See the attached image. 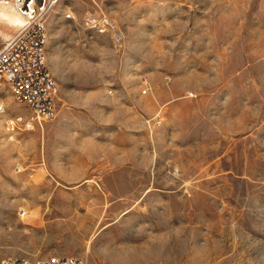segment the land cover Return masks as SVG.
<instances>
[{
  "label": "rangeland",
  "instance_id": "obj_1",
  "mask_svg": "<svg viewBox=\"0 0 264 264\" xmlns=\"http://www.w3.org/2000/svg\"><path fill=\"white\" fill-rule=\"evenodd\" d=\"M118 1L71 27L66 0H0V44L43 13L57 84L54 116L28 129L8 127L32 114L0 84V260L264 264V0ZM79 51L91 61L68 63ZM102 86L147 105L150 146L122 167L135 171L58 176L57 95Z\"/></svg>",
  "mask_w": 264,
  "mask_h": 264
},
{
  "label": "crops",
  "instance_id": "obj_2",
  "mask_svg": "<svg viewBox=\"0 0 264 264\" xmlns=\"http://www.w3.org/2000/svg\"><path fill=\"white\" fill-rule=\"evenodd\" d=\"M66 8L71 10L70 15L61 17L71 27L83 26L82 17L85 14L98 13L99 10L108 11V9L113 16L120 13L118 0H66ZM120 23L121 21L118 20V24ZM124 41L128 42L126 39ZM109 56L123 59L125 56L128 57L129 53L114 55L110 53ZM66 59H71L68 60V63L74 64L91 61L81 55L80 51ZM77 74L82 77L83 73ZM132 88L124 86L121 91L132 92L134 90L137 92L136 87ZM111 93L105 86L93 90H60L57 95V106L60 107L58 117L54 121L45 122L48 135L61 136L59 139H51L54 147L53 153L56 154L52 166L58 176L72 177L90 175L91 173L105 175V173L118 174L122 171H132L133 169H123L122 167L135 165L130 157L144 146L149 148L151 142L148 131L145 128L142 114L138 110L141 107L147 109V105L142 104L143 101L140 97H134V105L128 106L123 102L121 96ZM68 106H76V119L70 120L66 117L67 114L72 113L66 110ZM133 107L134 109H132ZM60 141L61 143H59ZM139 163L143 164L145 161H139ZM138 168L140 171L146 170L144 166ZM54 250L56 249L43 250V253L45 256L54 254ZM37 253L40 252L37 251ZM39 256L44 255L40 254Z\"/></svg>",
  "mask_w": 264,
  "mask_h": 264
},
{
  "label": "built area",
  "instance_id": "obj_3",
  "mask_svg": "<svg viewBox=\"0 0 264 264\" xmlns=\"http://www.w3.org/2000/svg\"><path fill=\"white\" fill-rule=\"evenodd\" d=\"M43 13L29 20L13 37L0 44V84L8 85L15 100L30 108L32 117L13 116L7 125L13 129L18 123L28 128L34 121L42 122L54 116L57 84L47 65V26ZM87 20V22H89ZM91 22L89 24H93ZM4 104H0V110ZM0 264H85L73 256L30 259L27 257H4Z\"/></svg>",
  "mask_w": 264,
  "mask_h": 264
},
{
  "label": "bare ground",
  "instance_id": "obj_4",
  "mask_svg": "<svg viewBox=\"0 0 264 264\" xmlns=\"http://www.w3.org/2000/svg\"><path fill=\"white\" fill-rule=\"evenodd\" d=\"M19 4H20L19 2H16V6H18ZM16 6H15V7H16ZM22 214H23V213H22ZM70 228H73V227H70ZM65 229H66V228H65ZM60 231H63V230L60 229ZM69 231H70V230H69ZM70 232H71V231H70ZM56 233H57V232H56ZM60 235H61V234H60ZM60 235H59V236H60Z\"/></svg>",
  "mask_w": 264,
  "mask_h": 264
},
{
  "label": "water",
  "instance_id": "obj_5",
  "mask_svg": "<svg viewBox=\"0 0 264 264\" xmlns=\"http://www.w3.org/2000/svg\"><path fill=\"white\" fill-rule=\"evenodd\" d=\"M38 1L42 3L43 0H38Z\"/></svg>",
  "mask_w": 264,
  "mask_h": 264
}]
</instances>
